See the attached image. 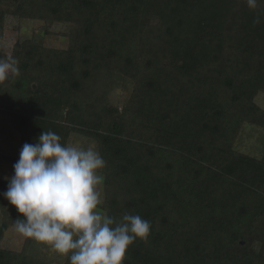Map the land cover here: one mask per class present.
I'll use <instances>...</instances> for the list:
<instances>
[{
    "label": "trees",
    "instance_id": "1",
    "mask_svg": "<svg viewBox=\"0 0 264 264\" xmlns=\"http://www.w3.org/2000/svg\"><path fill=\"white\" fill-rule=\"evenodd\" d=\"M256 15L246 0H0V40L8 16L43 21L46 35L72 25L67 49L31 39L0 50L20 69L0 83V114L22 146L43 131L96 144L106 161L102 209L151 223L124 264H264V155L235 149L244 123L264 129ZM129 86L114 105L111 94ZM7 186L0 178V264H53L31 254L32 239L21 251L1 246L23 219L2 195Z\"/></svg>",
    "mask_w": 264,
    "mask_h": 264
},
{
    "label": "clouds",
    "instance_id": "2",
    "mask_svg": "<svg viewBox=\"0 0 264 264\" xmlns=\"http://www.w3.org/2000/svg\"><path fill=\"white\" fill-rule=\"evenodd\" d=\"M264 22L259 0H246ZM18 60L0 58V83L20 75ZM106 161L94 145L62 144L53 131L25 143L7 179L3 197L23 219L14 222L22 237L46 245L69 264H124L137 240L145 241L151 223L139 214L119 218L102 210Z\"/></svg>",
    "mask_w": 264,
    "mask_h": 264
},
{
    "label": "rangeland",
    "instance_id": "3",
    "mask_svg": "<svg viewBox=\"0 0 264 264\" xmlns=\"http://www.w3.org/2000/svg\"><path fill=\"white\" fill-rule=\"evenodd\" d=\"M47 26L48 24L43 21L20 20L13 16H8L6 19L5 37L4 39L0 40V50L10 54L16 42L31 39H35L38 43L43 44L48 48L67 49L70 45V39L66 36V34H69L73 29L72 25L63 23L53 24L50 28L51 33L46 35L44 29ZM131 90V86H129V88L126 90H115L111 94V100L113 104L122 107L129 97ZM256 103L262 109H264V94L260 93L258 95L256 98ZM15 136L18 137L19 143L21 144L20 134L12 128L10 119L5 115L0 114V155L9 154L8 152H10L12 145L16 144V142L13 141L15 140ZM9 137H13V140H10L9 143L5 142V144V139ZM69 144H77L84 147H87L88 145H94L97 148L93 141L75 134L72 135ZM235 149L254 158H262L264 155V129L251 123H244L241 133L235 144ZM6 164L7 163L0 162V176L2 172L1 169L2 167H5ZM101 194L104 203V181ZM9 209L11 211L16 210L12 205H10ZM26 239L27 238L18 234L13 227L10 228L6 233L4 239L2 240L1 246L5 249L21 251ZM31 254L36 258L53 264H65L67 261V258L59 256L50 250V248H48L46 245L36 241L31 249Z\"/></svg>",
    "mask_w": 264,
    "mask_h": 264
},
{
    "label": "crops",
    "instance_id": "4",
    "mask_svg": "<svg viewBox=\"0 0 264 264\" xmlns=\"http://www.w3.org/2000/svg\"><path fill=\"white\" fill-rule=\"evenodd\" d=\"M13 137L6 138L4 143L5 142L9 143L10 140H13L12 139ZM13 141L16 142V144L12 145V147L10 149V152H8L9 154H7L6 156L9 155V156H13V157H18L19 158V153H20V150L22 149L23 146H22V144L19 143V139H18L17 136H15V140H13ZM10 153H12V154H10ZM1 170H2V172H1L0 178H2V179L10 178L14 174L13 165L8 164V163L5 165V167H2Z\"/></svg>",
    "mask_w": 264,
    "mask_h": 264
}]
</instances>
